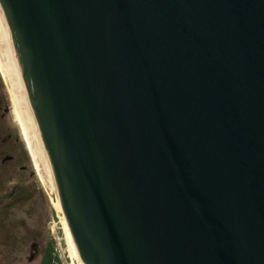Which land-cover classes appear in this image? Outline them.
<instances>
[{"label":"water","instance_id":"obj_1","mask_svg":"<svg viewBox=\"0 0 264 264\" xmlns=\"http://www.w3.org/2000/svg\"><path fill=\"white\" fill-rule=\"evenodd\" d=\"M82 264H264V0H0Z\"/></svg>","mask_w":264,"mask_h":264},{"label":"rangeland","instance_id":"obj_2","mask_svg":"<svg viewBox=\"0 0 264 264\" xmlns=\"http://www.w3.org/2000/svg\"><path fill=\"white\" fill-rule=\"evenodd\" d=\"M2 58L1 54L0 91L8 108L13 135L27 152L29 173L19 204L9 214L0 217V264H37L48 243L60 264H81L67 234L63 214L55 206L56 197L48 168L42 157L32 152L33 145L32 150L27 147L19 123L12 115L11 81L4 78L8 68L6 63V67L3 65Z\"/></svg>","mask_w":264,"mask_h":264},{"label":"bare ground","instance_id":"obj_3","mask_svg":"<svg viewBox=\"0 0 264 264\" xmlns=\"http://www.w3.org/2000/svg\"><path fill=\"white\" fill-rule=\"evenodd\" d=\"M0 52H2V59H4L5 62H3V65L6 63L8 70L7 75L4 77L9 78L11 81V103H12V115L15 118V120L19 123L20 129L22 134L24 135V139L27 143V147H31L33 145L34 150L32 151L34 154L37 153L42 157V160L44 161L46 167L48 168L51 182H52V188L55 193L56 202L55 206L56 208L62 211L61 203L58 197L56 185L53 179L51 167L46 155L44 143L42 140V137L40 135L38 125L36 123L34 112L32 110L31 104L29 102V99L26 95L23 80L21 77L20 69L18 66L17 58L15 55V51L13 48L12 40L9 35L8 29L6 27V24L4 22L3 16L0 11ZM0 54V56H1ZM1 60V59H0ZM6 65H4L6 67ZM1 66V65H0ZM3 68V67H2ZM4 71V69H3ZM9 92V91H8ZM31 149V148H30ZM32 150V149H31ZM33 153H31L33 155ZM36 155V154H35ZM38 156V155H37ZM35 159V158H34ZM35 161V160H34ZM64 217V214H63ZM64 225L67 231V234L69 235V238L73 244L75 253L77 255V250L75 247V244L73 242L70 229L68 227V224L66 222V219L64 217ZM78 257V256H77ZM80 259V258H79ZM81 261V260H80ZM82 264V262H81Z\"/></svg>","mask_w":264,"mask_h":264},{"label":"flooded vegetation","instance_id":"obj_4","mask_svg":"<svg viewBox=\"0 0 264 264\" xmlns=\"http://www.w3.org/2000/svg\"><path fill=\"white\" fill-rule=\"evenodd\" d=\"M1 93V91H0ZM7 106L0 94V217L9 214L24 195L28 181V157L8 121Z\"/></svg>","mask_w":264,"mask_h":264},{"label":"trees","instance_id":"obj_5","mask_svg":"<svg viewBox=\"0 0 264 264\" xmlns=\"http://www.w3.org/2000/svg\"><path fill=\"white\" fill-rule=\"evenodd\" d=\"M37 264H60L50 243L46 244L42 256Z\"/></svg>","mask_w":264,"mask_h":264}]
</instances>
